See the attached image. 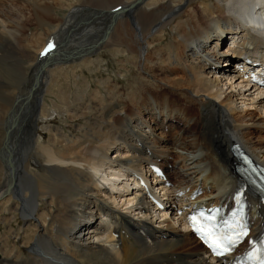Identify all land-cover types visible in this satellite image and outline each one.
I'll use <instances>...</instances> for the list:
<instances>
[{"label":"bare ground","instance_id":"obj_1","mask_svg":"<svg viewBox=\"0 0 264 264\" xmlns=\"http://www.w3.org/2000/svg\"><path fill=\"white\" fill-rule=\"evenodd\" d=\"M136 1L0 0V264H215L175 212L233 199L234 143L264 165V96L223 63L264 0ZM151 164L158 214L122 194Z\"/></svg>","mask_w":264,"mask_h":264},{"label":"snow or ice","instance_id":"obj_2","mask_svg":"<svg viewBox=\"0 0 264 264\" xmlns=\"http://www.w3.org/2000/svg\"><path fill=\"white\" fill-rule=\"evenodd\" d=\"M53 48L54 45L49 43L41 55L49 54ZM237 200L239 201V195ZM188 219L193 230L199 234L209 250L217 257L231 251L248 234L246 229L237 228L230 221L217 223L215 216L206 214L204 210L194 211ZM246 258L249 264H264V240L259 242L258 247L252 244V250L247 253Z\"/></svg>","mask_w":264,"mask_h":264},{"label":"rangeland","instance_id":"obj_3","mask_svg":"<svg viewBox=\"0 0 264 264\" xmlns=\"http://www.w3.org/2000/svg\"><path fill=\"white\" fill-rule=\"evenodd\" d=\"M92 8L94 9V10H96V9H99V7H94V6H92ZM66 13V12H65ZM74 37V39H76V40H79V38L76 36V34L73 36ZM103 55V56H102ZM102 58H103V61L101 62V64H100V67H99V71H98V76H99V78H101V77H106L107 75H109V76H112V79L113 78H115V76H114V73H115V69H116V65H115V58L112 56V54H111V51H103V53H102ZM94 58H95V56H94ZM230 69L231 70H233L234 71V68L232 67V66H230ZM87 76H89V74H87ZM119 79V81H120V86H122V85H126L127 83V80L125 81V80H123L122 78H118ZM96 81H97V78H94L93 80H92V83H91V85H92V87H93V85L96 83ZM124 81V82H123ZM236 80H234V82H235ZM239 81V80H238ZM238 81H236V84L238 83ZM241 86H244L245 88V90L247 89V87H248V85H246L245 83L244 84H240ZM249 88V87H248ZM248 92H251L250 94V97H248L249 99H256V96H255V94L256 95H258L259 97H261V95L262 96H264V92H254L253 90H250V91H248ZM247 94V93H246ZM247 96V95H246ZM261 98H263V97H261ZM247 99V98H246ZM47 100V99H46ZM48 102H49V100H48ZM160 123H162V121H158V124H160ZM255 132V131H254ZM257 134H261L260 136H263L264 135V133L262 134V133H257ZM114 156H116L114 153H112L111 155H110V158L111 159H114L115 160V158L117 157H114ZM123 183H124V181H123ZM121 185H123V184H121ZM172 206V208L175 206L174 204H171L170 205V207ZM18 228V226L17 225H15V228ZM4 232H5V230H4V227L3 226H1L0 225V233L1 234H4ZM15 236H12V239L14 238Z\"/></svg>","mask_w":264,"mask_h":264},{"label":"water","instance_id":"obj_4","mask_svg":"<svg viewBox=\"0 0 264 264\" xmlns=\"http://www.w3.org/2000/svg\"><path fill=\"white\" fill-rule=\"evenodd\" d=\"M140 4V0H137L136 2H135V4H133V5H131V6H134V5H139ZM130 10V8H124L123 10H121L120 11V13L121 12H124V11H129ZM244 14V13H243ZM39 72H40V70H39ZM38 75H39V73H38Z\"/></svg>","mask_w":264,"mask_h":264}]
</instances>
